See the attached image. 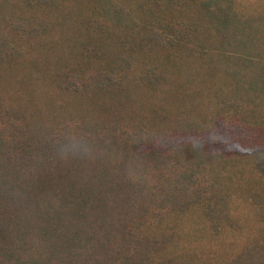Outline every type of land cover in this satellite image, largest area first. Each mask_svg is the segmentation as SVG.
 <instances>
[{
  "label": "trees",
  "instance_id": "trees-1",
  "mask_svg": "<svg viewBox=\"0 0 264 264\" xmlns=\"http://www.w3.org/2000/svg\"><path fill=\"white\" fill-rule=\"evenodd\" d=\"M0 264H264V0H0Z\"/></svg>",
  "mask_w": 264,
  "mask_h": 264
},
{
  "label": "rangeland",
  "instance_id": "rangeland-1",
  "mask_svg": "<svg viewBox=\"0 0 264 264\" xmlns=\"http://www.w3.org/2000/svg\"><path fill=\"white\" fill-rule=\"evenodd\" d=\"M251 132L238 126L222 123L211 133L201 134L199 136H182L177 138V142H189L197 139L201 140L211 151L215 153H227L235 152L238 145L243 141L249 140ZM248 142L243 143L244 148H247Z\"/></svg>",
  "mask_w": 264,
  "mask_h": 264
},
{
  "label": "clouds",
  "instance_id": "clouds-1",
  "mask_svg": "<svg viewBox=\"0 0 264 264\" xmlns=\"http://www.w3.org/2000/svg\"><path fill=\"white\" fill-rule=\"evenodd\" d=\"M57 153L63 160L74 158L95 159L94 147L90 144H85L84 146L77 148L75 151H72L65 143H62L58 145Z\"/></svg>",
  "mask_w": 264,
  "mask_h": 264
}]
</instances>
